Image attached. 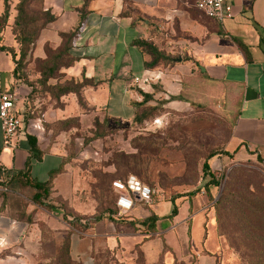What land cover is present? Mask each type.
Listing matches in <instances>:
<instances>
[{"label": "crops", "instance_id": "obj_1", "mask_svg": "<svg viewBox=\"0 0 264 264\" xmlns=\"http://www.w3.org/2000/svg\"><path fill=\"white\" fill-rule=\"evenodd\" d=\"M226 1L233 17L218 22L200 12L196 0H46L43 10L54 20L42 30L25 68L16 75L11 53L2 48L13 49L19 59L13 33L19 0H0V98L6 91L17 93L16 110L25 125L9 147L0 121V264H29L38 257L43 242L40 226L62 227L54 216V211L65 214L56 207L61 198L71 218L82 214L73 200L82 172L76 163L100 161L103 147L94 140L77 147L78 156L73 157L70 138L79 131L91 134L102 118L133 124L136 105L145 96L147 105L162 98L175 101L194 79L221 87L235 112L228 159L264 163V0ZM76 30L71 66L46 84L39 83L36 60H46V47L57 50L63 35ZM140 41L153 44L169 60L149 67L152 58L138 46ZM152 71L160 72L161 80L139 89L136 77ZM52 89L61 93L53 95ZM30 110L42 112V118H33L42 131L27 129ZM68 120L74 121L70 128H62L54 140H44L42 132L52 131L47 126L57 122L68 126ZM30 133L39 138L42 155L27 169ZM35 182L51 184L48 199H42L55 206L51 212L29 198L38 193L31 186ZM211 196L213 190L176 202L177 214L169 199L136 201L126 218H104L90 226L88 236L72 235L71 256L95 264L100 248L117 257L136 249L143 264H219L211 232ZM153 215L157 220L151 232L141 223Z\"/></svg>", "mask_w": 264, "mask_h": 264}, {"label": "rangeland", "instance_id": "obj_2", "mask_svg": "<svg viewBox=\"0 0 264 264\" xmlns=\"http://www.w3.org/2000/svg\"><path fill=\"white\" fill-rule=\"evenodd\" d=\"M41 8L42 5L37 4L33 10L37 13ZM203 80L194 79L187 88L188 92L175 101L162 98L147 105L148 108L137 116L133 124L113 123L102 118L100 122L96 120L95 129L89 130L91 134L79 131L70 138L73 157L78 156L77 147L82 148L94 140H99L103 147L100 161L76 163L82 172L73 200L83 211L76 217L86 220L89 228L104 218H126L127 214H118L117 195L112 183L129 175H136L151 187L154 203L168 199L181 203L213 190L214 196L209 199L214 207L211 232L219 264H264V238L239 215L233 218L224 211H218L214 205L223 197L238 169H245L256 175L250 180L251 187L247 189L239 183L233 192L249 211L264 213V163H236L228 159L231 156L228 143L235 112L226 104L221 87ZM68 88L76 89V86L68 85ZM51 92L57 95L61 90L52 89ZM33 118H42V112H28L25 123L29 132L35 128L42 131ZM65 126L61 122L47 126L52 131L42 132L44 140H54ZM213 153L216 156L208 160ZM206 162L210 165V174L204 173ZM211 175L218 180V187L206 186L212 181ZM56 204L65 212L54 211L58 218L56 223L62 227L40 226L42 246L38 257L29 264H60L59 256L64 257L65 239L84 232L79 223L73 226L67 223V217L72 219L67 203L61 198ZM143 206L148 208V205ZM72 260L84 264L74 258ZM66 262L61 264H69ZM95 264H143V259L136 249L117 257L108 249L100 248L95 255Z\"/></svg>", "mask_w": 264, "mask_h": 264}, {"label": "trees", "instance_id": "obj_3", "mask_svg": "<svg viewBox=\"0 0 264 264\" xmlns=\"http://www.w3.org/2000/svg\"><path fill=\"white\" fill-rule=\"evenodd\" d=\"M6 3L8 0H5ZM46 0H19L16 10H17V17L15 20V24L13 26V33L16 37V41L19 44L20 47V54L19 59H16L17 54L13 49H7L2 48L9 53H11L15 63H16V70L15 74L17 75L19 72H22L25 68V63L27 59L30 56V53L32 51L33 46L35 45L36 41L40 37V34L42 30L47 26L48 23L52 22L54 20V16H52L49 12L43 10V4ZM37 4L42 5V10H39L37 13L33 10V7ZM77 30L75 32L64 34V43L63 45L58 48L57 50H53L50 47H46V60H36V67L39 70L41 74V78L39 80V83L46 84L47 81L50 79L57 78L59 76V72L62 68H69L71 64L74 61V58L72 57V42L74 37L76 36ZM139 47L143 49L144 52L148 53L151 58L152 62L149 64V67H153L154 65L158 64L160 61H168L169 59L166 58L162 53L159 52V50L151 43L140 41L137 43ZM143 103L137 104V116L141 115L144 111V109L147 107V101L148 96L144 97ZM135 118V120H136ZM26 121V119H25ZM74 122L73 120H68L67 125L65 127L70 128ZM66 128V129H68ZM97 138V134H96ZM99 138V137H98ZM28 140L31 143V157L28 159L26 163V168L29 169L31 165V160L33 158L39 159L41 157V153L39 152L37 148V141H39V138L36 137L33 134L28 135ZM216 156L215 153L211 154L208 157V160L214 158ZM260 162H263L260 160ZM120 169V167H117ZM205 174H210V165L208 162L204 164L203 167ZM128 177V176H127ZM120 179V180H126ZM256 177L254 172L250 170L245 169H238V174L234 177V179L230 182V185L228 189L224 191L223 197H221L220 200H218L214 205L218 211H224L225 213H228L229 215L233 216V218L236 215H239L240 218L244 220L245 223L248 225H251L254 227L256 233L260 235L262 238H264V213L261 211H249V209L246 207V204L241 205L238 201L237 197L235 196L233 189L235 188L236 184H242L244 186H247V189H249L252 185L250 183V180ZM139 178V177H138ZM212 181L208 183L206 186L214 185L215 187L219 186L218 180H216V177L214 175H211ZM144 185L143 181H141ZM31 186L37 190V194L29 197L33 202L37 203L41 207L45 208L46 210H53L55 207L54 205H48L42 201V199H48L50 194V183H31ZM149 186V185H147ZM150 187V186H149ZM151 188V187H150ZM44 195V197H42ZM154 196V191H153ZM174 203V210L173 213L177 214L178 207L176 205V200H172ZM238 203L241 206H238ZM116 204V203H115ZM117 208V207H116ZM157 220L156 216H151L150 218L144 220L141 225L146 227L148 231L153 232L155 230V221ZM67 223L70 226L80 224L83 226V231L86 232L89 227L88 223L84 219H77V217H74L72 219H69L67 217ZM71 237L68 236L63 244L64 247V258L63 256H59L60 260L59 263H64V261L69 264H78L72 260L71 256ZM66 262V263H67Z\"/></svg>", "mask_w": 264, "mask_h": 264}, {"label": "built area", "instance_id": "obj_4", "mask_svg": "<svg viewBox=\"0 0 264 264\" xmlns=\"http://www.w3.org/2000/svg\"><path fill=\"white\" fill-rule=\"evenodd\" d=\"M196 8L206 17L223 22L233 17V8L226 0H196ZM161 73L152 71L141 77H136L135 85L145 90L148 85L158 83ZM18 95L12 91L3 92L0 98V121L3 139L6 146L13 147L24 129V119L17 114ZM220 185V184H219ZM112 189L117 195L116 207L120 216L129 214L135 207L136 201L151 204L153 190L144 185L136 175H129L126 180H115ZM81 236H88L79 232Z\"/></svg>", "mask_w": 264, "mask_h": 264}]
</instances>
